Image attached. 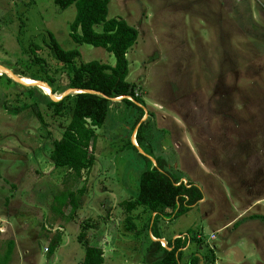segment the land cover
<instances>
[{"label": "rangeland", "instance_id": "374dc122", "mask_svg": "<svg viewBox=\"0 0 264 264\" xmlns=\"http://www.w3.org/2000/svg\"><path fill=\"white\" fill-rule=\"evenodd\" d=\"M74 15V5L60 10L53 0H0V66L47 76L28 58V44L48 32L78 50V61L112 66L113 54L71 40ZM108 17L138 31L125 80L142 104L112 101L94 128V164L75 184L49 160L69 112L53 116L40 89L7 82L0 68V264H81L85 222L103 264H149V228L141 226L151 214L137 208L128 231L119 203L136 197L140 174L156 160L203 194L187 214L153 225L167 240L185 234L184 259L209 249L199 264H264V0H109ZM75 189L83 193L67 220L72 205L63 194Z\"/></svg>", "mask_w": 264, "mask_h": 264}, {"label": "trees", "instance_id": "16d2710c", "mask_svg": "<svg viewBox=\"0 0 264 264\" xmlns=\"http://www.w3.org/2000/svg\"><path fill=\"white\" fill-rule=\"evenodd\" d=\"M108 2L109 0H53L60 10L74 5L75 15L69 23L71 40L76 44H89L103 48L113 54L115 62L112 66L94 60L78 61L80 58L78 50L63 49L54 35L48 32V36L42 37L39 42L28 44L30 54L28 58L32 64L41 66L40 70L47 76L42 78L14 72L20 77L47 84L51 93L59 95L71 88L98 92V94L72 93L58 101L51 100L47 95H40L44 98L42 100L46 102L53 116H62L65 110L69 112V120L64 125L60 137L51 141L49 160L55 167L67 168L69 177L73 174V184L77 183L83 170H88L94 164L93 149L97 140L94 128L100 127L105 121L112 103L111 99L125 96L142 104L141 99L135 93V85L125 80L127 75L126 53L136 42L138 31L120 17H108ZM2 76H5L7 82L18 86V83L12 81L10 77L4 74ZM26 89L30 95L37 90L31 87ZM120 102L136 106L128 98L121 99ZM28 106L34 110L38 120L42 121L36 105L31 103ZM143 124L136 133L138 144L142 141L139 134ZM156 162V166H151L140 174L136 197L123 200L119 205L125 216L124 228L128 231L136 229L133 223L135 218L133 212L137 208L142 207V211L153 213V217L148 216L144 219L141 230L149 228L151 235L159 239L161 236L158 230L153 228L154 223L161 219L169 220L185 214L193 204L202 199V193L196 186L189 183L177 184L179 178L172 176L166 170L164 161L156 160ZM82 193V189H75L67 190L63 194V203L68 202L70 206L72 205V212L67 216V220L74 217L79 206V195ZM53 211L58 212L54 207ZM89 227L92 225H88V222L82 223L77 236L78 241L84 246L81 264H103L102 249L87 244L86 231ZM59 239L60 237L57 236V243ZM185 241V237L176 238L166 241V245L162 246L159 241H153L149 237L144 259L149 264H199L200 259L195 253L191 254L187 261L183 258V250L179 249L184 247ZM57 243L51 244L46 250L47 253H51ZM206 250V253L202 255L204 260L211 255V251Z\"/></svg>", "mask_w": 264, "mask_h": 264}, {"label": "crops", "instance_id": "0c3cea01", "mask_svg": "<svg viewBox=\"0 0 264 264\" xmlns=\"http://www.w3.org/2000/svg\"><path fill=\"white\" fill-rule=\"evenodd\" d=\"M164 161V166L165 167H167V166H169V164H167L168 163V161H165V160H163ZM182 180H184L185 181V183L184 184H191V185H194V186H196L199 190H200V192H201V189L199 188V186H197L196 185V183H190L189 181H187V180H185L184 178H180L179 177V181H181L182 182ZM188 187V186H187ZM202 193V192H201ZM202 199H203V194H202ZM202 199H200L198 202H200ZM198 202H196L195 204H197ZM258 202V201H257ZM195 204H193L192 206H194ZM254 204H256V203H254ZM258 204V203H257ZM192 206L190 207V209L185 213V214H187L190 210H191V208H192ZM151 217H153V213L150 215ZM254 217H258V216H254ZM162 220V219H161ZM206 220V219H205ZM253 219H250V220H247V222H249V221H252ZM242 223H244V221H241V223H240V225H239V227H238V229H240V230H242V228H241V224ZM237 224V223H236ZM235 224V225H236ZM229 227V225H225L224 226V228L223 229H227ZM246 227H251V224H248V223H246L245 224V227H243V228H246ZM254 227V226H253ZM1 232V231H0ZM230 232V231H229ZM158 233H159V235L161 236V238H159V239H157V238H154L152 235H151V233H150V231H149V237H150V239L151 240H153V241H159L160 243H161V245L162 246H165L166 245V241H168L164 236H162L161 234H160V230H158ZM1 234H2V232H1ZM0 234V235H1ZM183 234V235H182ZM185 237V245H184V247L183 248H181V249H179V250H183V254H184V251H186L187 249H188V247L189 246H191L190 244H189V242L187 241L188 239L186 238V236H185V234L184 233H181V232H174L173 234H172V238H171V241L172 240H174V239H176V238H181V239H183ZM103 251V250H102ZM191 251H189V252H187V254H189ZM201 253H195V255L197 256V257H199V259H200V263L202 262V257H201V255H200ZM190 257V255H188V257H186V261H187V259ZM183 264V263H182Z\"/></svg>", "mask_w": 264, "mask_h": 264}, {"label": "water", "instance_id": "95a60500", "mask_svg": "<svg viewBox=\"0 0 264 264\" xmlns=\"http://www.w3.org/2000/svg\"><path fill=\"white\" fill-rule=\"evenodd\" d=\"M0 68L3 69V72L8 76V77H11L13 79V77H15V79H17L16 82L20 83V84H23V85H26V86H35L36 88L38 87V85L36 84H25L23 83L21 80H20V77L18 75H15L12 71L8 70L7 68H3L2 66H0ZM19 80V81H18ZM37 83H42V84H45L43 82H40V81H36ZM47 87H49L47 84H45ZM83 92H86V93H92V94H98V92H95V91H92V90H77V89H67L66 91H64L62 94H60L59 96H57L55 93H52L51 95H49V97L51 98V100L53 101H58L60 99H62L64 96H67L69 94H72V93H83ZM124 98H128L129 100H131L130 97H125V96H120V97H117V98H114V99H111V101H119L121 99H124Z\"/></svg>", "mask_w": 264, "mask_h": 264}, {"label": "bare ground", "instance_id": "6f19581e", "mask_svg": "<svg viewBox=\"0 0 264 264\" xmlns=\"http://www.w3.org/2000/svg\"><path fill=\"white\" fill-rule=\"evenodd\" d=\"M14 80L17 81V79H15V77H13ZM20 79H23L21 80L22 82H25V83H32V84H36L38 85V89H40V91L44 94V95H51L52 93L50 92L49 88L45 85V84H42V83H37L35 80H31V79H28V78H25V77H21ZM27 79V80H26ZM19 81V80H18ZM47 88H46V87ZM48 89V91L46 90Z\"/></svg>", "mask_w": 264, "mask_h": 264}]
</instances>
